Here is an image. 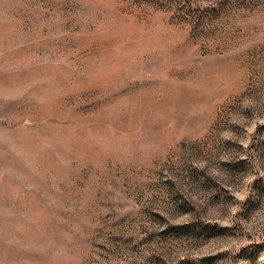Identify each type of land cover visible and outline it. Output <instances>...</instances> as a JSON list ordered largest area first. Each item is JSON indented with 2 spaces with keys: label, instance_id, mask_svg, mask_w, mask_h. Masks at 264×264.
Listing matches in <instances>:
<instances>
[{
  "label": "rangeland",
  "instance_id": "374dc122",
  "mask_svg": "<svg viewBox=\"0 0 264 264\" xmlns=\"http://www.w3.org/2000/svg\"><path fill=\"white\" fill-rule=\"evenodd\" d=\"M209 257L264 264V0H0V264Z\"/></svg>",
  "mask_w": 264,
  "mask_h": 264
},
{
  "label": "trees",
  "instance_id": "16d2710c",
  "mask_svg": "<svg viewBox=\"0 0 264 264\" xmlns=\"http://www.w3.org/2000/svg\"><path fill=\"white\" fill-rule=\"evenodd\" d=\"M218 260H219V257H209V258L202 259L200 261L201 262L200 264H207V262L218 261ZM179 264H195V263L191 262L190 260H182Z\"/></svg>",
  "mask_w": 264,
  "mask_h": 264
}]
</instances>
